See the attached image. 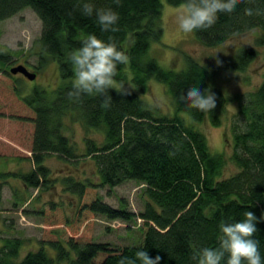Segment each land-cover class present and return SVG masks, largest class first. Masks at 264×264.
Masks as SVG:
<instances>
[{"label":"trees","instance_id":"obj_1","mask_svg":"<svg viewBox=\"0 0 264 264\" xmlns=\"http://www.w3.org/2000/svg\"><path fill=\"white\" fill-rule=\"evenodd\" d=\"M164 1L169 5L186 2ZM83 3L116 12L119 20L114 27L118 30L101 31L95 14H82L77 5ZM24 8L32 10L40 22L38 63L48 55L56 62L61 82L49 92L34 87L21 94L15 75L0 67V75L11 85L0 99V117L13 123V139L26 146L29 154L22 158L31 164L25 172H0V178L9 174L25 188H45L49 169L43 160L52 154L64 161L90 158L97 180L62 176L63 190L76 201L72 215L67 216L63 205L52 201L24 210L25 215L37 216L52 228L44 229L37 247L22 255L21 238L0 236V264H118L122 257L135 258L140 250L153 258L160 256L159 264H195L192 256L199 249L218 247L222 222L240 221L246 211L264 220V76L255 89L231 98L236 101V118L242 127L231 125L228 159L237 170L223 177L225 156L212 152L195 127L205 112L190 109L181 100L189 88L208 89L207 70L188 56L184 67L176 71L144 57L162 34L161 0H119V4L115 0H0V21ZM247 8L253 9L252 15L245 14ZM217 15L214 26L192 32L199 44L212 47L253 28L261 30L256 43L264 42V0H241L233 12ZM89 34L106 43L111 37L129 57L127 64L117 66L114 79L130 83L133 89L124 88L130 93L124 96L120 88L110 89L108 108L102 106L103 96L82 94L78 100L68 96L75 76L69 53L79 49ZM254 54V48L241 47L228 67L242 71ZM8 58L9 54L0 51L1 64ZM149 79L163 85L172 101L171 112L159 113L145 99ZM207 116L218 124L212 110ZM67 119L78 121L85 132L98 131L101 139L84 137L83 151L77 152L62 132ZM129 180L141 185L147 198L136 214L122 200L119 204L124 207H113L99 194L102 186L111 188ZM16 204L14 200L12 205ZM97 216L124 222L140 218L139 243L93 241L91 229ZM256 226L253 238L264 260V222Z\"/></svg>","mask_w":264,"mask_h":264},{"label":"rangeland","instance_id":"obj_2","mask_svg":"<svg viewBox=\"0 0 264 264\" xmlns=\"http://www.w3.org/2000/svg\"><path fill=\"white\" fill-rule=\"evenodd\" d=\"M181 5H169L161 0L162 34L157 42L149 45L144 57L154 59L161 68L176 71L184 67L185 57L188 56L207 70L208 89L216 97V107L212 111L218 117V124H212L205 112L204 117L195 124V127L204 134L212 152H222L225 156L222 176L226 177L237 170L232 161L228 159L231 153V125L234 124L237 129L242 127L236 118V101L231 98L236 93L252 91L264 76V42L256 43L261 30L253 28L233 35L215 46H203L195 40L192 32H184L180 29L178 16L181 12ZM39 33V19L29 8H24L0 21V51L9 54L8 60L3 64L0 63V67L8 69L10 66L23 64L29 71L36 74L32 80L21 74L15 75L21 94L30 92L34 87H40L49 92L61 82L56 62L48 55H43L41 64L38 63L37 38ZM245 46L254 48V57L242 71L230 69L228 65L236 60L238 50ZM71 80L74 83L75 76ZM119 84L121 82H117V86L114 87L120 88ZM123 85L124 88H132L130 83ZM10 89V83L0 75V99L7 95L5 90ZM3 91L5 94H2ZM144 97L159 113L171 112V98L161 83L149 79ZM13 126V123L2 120L0 117V172L10 174L31 169L30 162L22 158L29 154L26 146L13 139L15 137ZM62 132L74 143L77 152L83 151L81 148L84 137H90L96 141L101 139L98 131L85 132L76 120H65ZM43 164L49 169L45 188L38 190L25 188L9 174L0 178V236L21 238L20 255L36 248L37 239L43 234V230L52 228L43 224L37 216L25 215L24 210L38 209L44 202L52 201L61 203L66 215L71 216L76 201L70 193L63 190L60 183L61 177L70 174L76 178L88 177L97 180L94 176V163L87 157L76 161H64L50 154L45 156ZM99 194L104 202L113 207H124L119 204L122 200L125 207L135 214L142 209L143 202L147 199L143 187L131 180L111 188L102 186L99 188ZM14 200L17 201L16 205H12ZM21 200L24 202L21 203ZM140 224L141 220L138 217L124 222L106 220L102 216H97L92 223V240L119 245H137L140 239ZM48 251L51 252L49 249Z\"/></svg>","mask_w":264,"mask_h":264},{"label":"clouds","instance_id":"obj_3","mask_svg":"<svg viewBox=\"0 0 264 264\" xmlns=\"http://www.w3.org/2000/svg\"><path fill=\"white\" fill-rule=\"evenodd\" d=\"M119 4V0H115ZM241 0H186L180 8L178 16L179 27L184 32L204 31L215 25L218 13H231ZM82 14L92 16L95 14L97 23L103 32H115L114 27L119 16L111 9H95L92 3L77 5ZM246 15H252L253 9H245ZM73 65L75 81L73 90L68 93L70 98L79 99L82 94L103 96L102 106L108 108L112 98L109 90L117 86L114 77L117 75V66L127 64L129 57L125 52L117 49V46L109 37V42L98 39L89 34L81 43V47L69 53L68 56ZM219 63V61H217ZM120 95L130 94L121 83ZM188 108L201 112H210L216 107V97L209 89L203 92L198 87L189 88L181 96ZM264 215V214H262ZM258 220L252 211H246L244 218L236 222H222L219 225L220 235L218 247L199 249L193 254L195 264H264L258 241L253 237L258 231ZM225 257L227 259L225 260ZM159 264L161 257H150L146 250L137 251L135 258L122 257L118 264Z\"/></svg>","mask_w":264,"mask_h":264},{"label":"water","instance_id":"obj_4","mask_svg":"<svg viewBox=\"0 0 264 264\" xmlns=\"http://www.w3.org/2000/svg\"><path fill=\"white\" fill-rule=\"evenodd\" d=\"M10 74L20 73L25 78L32 80L35 77V72L29 71L23 64L10 66L7 70Z\"/></svg>","mask_w":264,"mask_h":264},{"label":"flooded vegetation","instance_id":"obj_5","mask_svg":"<svg viewBox=\"0 0 264 264\" xmlns=\"http://www.w3.org/2000/svg\"><path fill=\"white\" fill-rule=\"evenodd\" d=\"M25 66V65H24ZM27 69V68H26ZM28 70V69H27ZM16 74H20V73H15L14 75H16ZM36 75V74H35ZM23 76V75H22Z\"/></svg>","mask_w":264,"mask_h":264}]
</instances>
